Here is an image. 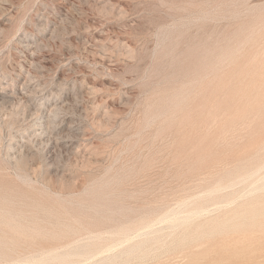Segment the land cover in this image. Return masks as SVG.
<instances>
[{
	"label": "rangeland",
	"instance_id": "1",
	"mask_svg": "<svg viewBox=\"0 0 264 264\" xmlns=\"http://www.w3.org/2000/svg\"><path fill=\"white\" fill-rule=\"evenodd\" d=\"M262 13L264 0H0V264H262Z\"/></svg>",
	"mask_w": 264,
	"mask_h": 264
},
{
	"label": "bare ground",
	"instance_id": "2",
	"mask_svg": "<svg viewBox=\"0 0 264 264\" xmlns=\"http://www.w3.org/2000/svg\"><path fill=\"white\" fill-rule=\"evenodd\" d=\"M226 2H227V1H226ZM191 6H192V5H191ZM191 6H190V7H191ZM194 6H195V5H194ZM194 6H192V7H194ZM196 7H197V6H196ZM231 7H232V6H231ZM233 8H234V7H233ZM213 10H214V9H213ZM234 10H235V8H234ZM238 10H239V9H238ZM211 11H212V10H211ZM230 11H231V10H230ZM250 12H251V11H250ZM226 14H227V12H226ZM262 14H264V13H262ZM254 18H256V17H254ZM262 18H264V17H262ZM262 18H261V19H262ZM250 19H251V18H250ZM261 19H259V21H260ZM251 20H252V19H251ZM253 20H254V19H253ZM201 21H202V25H204V24H203V23H204V22H203L204 20H201ZM249 21H250V20H249ZM249 21H247V23H249ZM261 21H262V20H261ZM261 21H260V23H262ZM250 22H253V23H254V21H250ZM207 23H208V22H207ZM247 23H246V24H247ZM244 24H245V23H244ZM249 24L251 25V23H249ZM254 24H255V23H254ZM257 24H259V22H258ZM263 24H264V23H263ZM247 25H248V24H247ZM247 25H246V26H247ZM252 25H253V24H252ZM260 25H261V24H260ZM184 26H185V25H184ZM204 26H206V25H204ZM243 26H244V25L242 24V27H243ZM248 26H249V25H248ZM248 26H247V27H248ZM254 26H255V25H254ZM182 27H183V26H182ZM172 28H173V27H172ZM238 28H239V27H238ZM238 28H237V29H238ZM170 29H171V28H170ZM241 29H242V28H241ZM246 29H247V28H246ZM256 29L258 30L257 27H256ZM173 30H174V29H173ZM216 30H217V29H216ZM216 30H215V31H216ZM238 30H239V29H238ZM244 30H245V28H244ZM249 30H250V29H249ZM181 31H182V30H181ZM203 31H204V30H203ZM213 31H214V30H213ZM246 31H247V30H246ZM260 31H261V30H260ZM262 31H264V30H262ZM165 32H166V31H165ZM174 32H175V31H174ZM216 32H217V31H216ZM250 32H252V31L250 30ZM172 33H173V32H172ZM181 33H182V32H181ZM214 33H215V32H214ZM236 33H238V31H237ZM240 33H241V32H240ZM243 33H244V32H243ZM243 33H241V34L244 36L245 33H244V34H243ZM183 34H184V33H183ZM233 34H234V33H233ZM233 34H232V36H233ZM247 34H248V33H247ZM254 34H255V33H254ZM254 34H253V35H254ZM175 35H176V34H175ZM209 35H210V34H209ZM209 35H208V36H209ZM242 35H240V36H242ZM245 35H246V34H245ZM259 35H261V34H259ZM263 35H264V33H263ZM263 35H262V37H263ZM172 36H174V35H172ZM183 36H184V35H183ZM208 36H205V37H208ZM217 36H219V33H218ZM217 36H216V38H217ZM232 36H231V37L228 36V37H230V39H231ZM234 36H235V34H234ZM234 36H233V37H234ZM175 37H176V36H175ZM178 37H179V35H178ZM214 37H215V36H214ZM244 37H245V36H244ZM252 37H253V36H252ZM254 37H255V36H254ZM260 37H261V36H259V38H260ZM169 38H170V37H169ZM192 38H193V37H192ZM236 38H237V37H236ZM238 38H239V36H238ZM238 38H237V39H238ZM255 38H257V36H256ZM259 38H258V39H259ZM214 39H215V38H214ZM227 39H228V38H227ZM227 39H226V40H227ZM240 39H241V38H240ZM252 39H253V38H252ZM179 40H180V38H179ZM187 40H188V39H187ZM195 40H196V39H195ZM207 40H208V39H207ZM215 40H216V39H215ZM215 40H214V41L212 40L213 43L215 42ZM228 40H229V39H228ZM233 40H234V39H233ZM241 40L243 41L244 38H242ZM171 41H172V40H171ZM184 41H185V40H184ZM212 41H211V43H212ZM222 41H223V39H222ZM238 41H239V40H238ZM251 41H252V40H251ZM259 41H260V39H259ZM259 41L255 40V43H258ZM177 42H178V41H177ZM187 42H188V41H187ZM233 42H235V41H233ZM236 42H237V40H236ZM169 43H170V42H169ZM182 43H183V42H182ZM184 43H185V42H184ZM226 43H227V42H225V43H223V44H226ZM239 43H240V42H239ZM166 44H167V43H166ZM178 44H179V43H178ZM186 44H187V43H186ZM188 44H189V43H188ZM202 44H203V43H202ZM232 44H234V43H232ZM253 44H254V43H253ZM253 44L251 45V43H250V46H255V44H254V45H253ZM216 45H217V44H216ZM220 45H221V44H220ZM180 46H181V45H180ZM206 46H207V45H206ZM221 46H222V45H221ZM230 46H231V45H230ZM237 46H238V45H237ZM184 47H186V46H184ZM214 47H216V46H214ZM223 47H224V46H223ZM226 47H227V46H226ZM234 47H235V45H234ZM234 47H233V48H234ZM178 48H179V46H178ZM201 48H202V47H201ZM243 48H244V47H243ZM247 48H248V50H249V46H248ZM250 48H252V47H250ZM175 49H176V48H175ZM175 49H174V50H175ZM186 49H187V48H186ZM186 49H185V50H186ZM220 49H221V48H220ZM222 49H225V48H222ZM231 49H232V48H231ZM245 49H246V47H245ZM179 50H180V49H179ZM226 50H227V49H225V51H226ZM180 51H181V50H180ZM191 51H192V50H191ZM191 51H189V52L191 53ZM203 51H204V50H203ZM219 51H220V50H219ZM219 51L217 50V52H215V53H219ZM245 51H247V50H245ZM163 52H164V51H163ZM185 52H186V51H185ZM189 52H188V53H189ZM199 52H200V51H199ZM201 52H202V51H201ZM204 52H205V51H204ZM206 52H207V51H206ZM206 52H205V53H206ZM242 52L244 53V51H241V53H242ZM215 53H214V55H216ZM248 53H249V52L247 51L246 54H248ZM193 54H194L195 56L197 55V54H195V53H193ZM244 54H245V53H244ZM246 54H245L244 56H243V54H242V55L240 54V55H238V56H243V57H245ZM253 55L255 56V54H253ZM183 56H184V54H183ZM187 56H188V55H187ZM210 56H211V55H210ZM188 57H190V56H188ZM198 57H199V56H198ZM230 57H231V56H230ZM230 57H228V58H230ZM243 57H241L240 59H238V61H239L238 63L241 62L240 60L244 59ZM252 57H253V56H252ZM182 58H183V57H182ZM226 58H227V57H226ZM233 58H234V57H233ZM250 58H251V56H250ZM250 58H249V59H250ZM187 59H188V58H187ZM231 59H232V58H231ZM247 59H248V58H247ZM247 59H246V60H247ZM251 59H252V58H251ZM253 59H254V57H253ZM253 59H252L251 61H253ZM189 60H190V59H189ZM193 60H195V58H194ZM197 60H199V59H197ZM187 61H188V60H187ZM191 61H192V60H191ZM191 61H190V62H191ZM225 61H226V60H225ZM235 61H236V60H235ZM247 61H248V64H249V61H250V60H247ZM260 61H261V60H260ZM253 62H254V61H253ZM253 62H252V63H253ZM185 63H186V62H185ZM238 63L236 64V66H238ZM241 63H242V62H241ZM173 64H174V62H173ZM187 64H188V62H187ZM194 64H196V63L194 62ZM243 64L245 65L244 62H243ZM246 64H247V63H246ZM248 64H247V65H248ZM171 65H172V64H171ZM183 65H185V64H183ZM259 65H260V64H259ZM198 66H199V65H198ZM236 66H235V67H236ZM254 66H255V65H254ZM262 66H264V65L262 64ZM262 66H259V68L262 67ZM169 67H171V66H169ZM181 67H182V66H181ZM233 67H234V65L232 66V69H233ZM239 67H240V65L237 67L238 69L236 68V69H234V70H236V71L239 70ZM244 67H246V66H244ZM251 67H252V66H251ZM224 68H226V66H224ZM169 69H170V68H169ZM182 69H183V68H182ZM226 69H227V68H226ZM230 69H231V66H230V68H229L228 70H230ZM232 69H231V70H232ZM241 69H244V68H242V66H241ZM246 69H247V67H246ZM250 69H251V68H250ZM252 69H254V70H256V71H261L260 69L258 70V68L255 69L254 67H253ZM180 70H181V69H180ZM228 70H227V74H228ZM234 70H232V72H233ZM244 70H245V69H244ZM244 70H243L242 72H244ZM247 70H248V69H247ZM247 70H246V72H248ZM181 71H182V70H181ZM222 71H223V70H222ZM224 71H225V70H224ZM262 71H264V70H262ZM232 72H231V73H232ZM239 72H240V71H239ZM242 72H241V73H242ZM231 73H230V74H231ZM234 73H235V72H233L231 75H233ZM236 73H238V71H237ZM236 73H235V75L237 76ZM227 74L225 75L226 78L228 77ZM243 74H244V73H243ZM251 74H253V73H249V75H251ZM256 74H257V72H256ZM256 74H254V75H256ZM217 75H218V73H217ZM235 75H233V76H235ZM238 75H240V74H238ZM242 76H244V75H242ZM191 77H192V76H191ZM222 77H223V76H222ZM244 77H245V76H244ZM244 77H243L242 79H244ZM214 78H215V77H214ZM234 78H235V77L230 78V76H229V79H231V81H232V79H234ZM240 78H241V76H240ZM186 79H187V78H186ZM227 79H228V78H227ZM227 79H225L226 82H224V79H223V82H224V83H223L222 81H220V82H222L223 85H224L225 83H226L225 85H228V83H231V84H232L233 82H236L235 79H234L233 82H231V81H229V80H228V81H229V82H228ZM184 80H185V79H184ZM194 80H195V79H194ZM211 80H213V79H211ZM237 80H238V79H237ZM216 81H218L217 77H216ZM216 81H215V82H216ZM207 82H209V79L207 80ZM207 82H206V83H207ZM183 83H184V82H183ZM201 83H203V80H202ZM210 83H211V82H210ZM213 83H214V82H213ZM213 83H212V84H213ZM216 83H217V82H216ZM198 84H199V83H198ZM220 84H221V83H220ZM231 84H230V85H231ZM193 85H195V84H193ZM202 85H204V84H202ZM225 85H224V86H225ZM232 85H233V84H232ZM234 85H237V84L234 83ZM234 85H233V86H234ZM210 86H211V84H210ZM210 86H209V87H208V86H207V87L204 86V89H203V90L201 89V90L204 91V92H206V91H205V87H206V88H207V91H209L208 88L210 89ZM228 86H229V85H228ZM175 87H176V86H175ZM190 87H191V86H190ZM211 87H212V86H211ZM220 87L222 88L220 91H222V90H224V89L227 88V87H226V88L224 87V89H223L222 86H220ZM231 87H232V86H231ZM261 87H263V86H261ZM196 89H197V88H196ZM211 89H212V88H211ZM211 89H210V91H211ZM215 89H216V88H215ZM227 89H229V87H228ZM201 90H200V92H202ZM218 90H219V89H218ZM218 90H217V93H215L214 91H213V92L217 95V94H219V92H220V91L218 92ZM192 91H193V90H192ZM210 91H209V93H210ZM237 91H238V90H237ZM204 92H202V93L204 94ZM238 92H239V91H238ZM202 93H201L200 95H201V96H204V98H206L205 96H207V95H202ZM211 93H212V92H211ZM189 94H190V93H189ZM195 94H196V93H195ZM207 94H208V93H207ZM198 95H199V94H198ZM198 95H194V97H195V96L197 97ZM200 95H199V96H200ZM213 96H214V95L212 94V96H211V97H212L211 100H213V98L216 97V96H214V97H213ZM191 97H192V96H191ZM191 97H190V98H191ZM198 98H199V97H197V99H198ZM216 98H218V96H217ZM209 99H210V98H209ZM188 100H189V99H188ZM188 100H186V102H188ZM198 100H199V99H198ZM198 100H197V101H198ZM202 100H204V99H202V97H201V101L199 100V102H202ZM206 100H207V99H206ZM211 100H209V103H211V105H210L209 103H207V104H209V106H212V101H211ZM217 100H218V99H216V101H217ZM193 101H194V100H193ZM210 101H211V102H210ZM214 101H215V98H214ZM190 102H191V101H190ZM195 102H196V101H195ZM195 102H194V103H195ZM192 103H193V102H191V105H194V104H192ZM196 103H197V102H196ZM213 103H214V102H213ZM189 104H190V103H189ZM207 104H206V106H208ZM153 105H154V104H153ZM180 105H181V104H180ZM195 105H196V104H195ZM195 105H194V106H195ZM186 106H187V105H186ZM188 106H189V105H188ZM198 106H200L199 103H198V105H197L196 107H198ZM209 106L207 107L208 110H209V108H210ZM177 108H178V107H177ZM180 108H181V107H180ZM193 108H194V107H193ZM150 109H152V108H150ZM184 109H185V107H184ZM196 109H197V108H196ZM207 109H206V110H207ZM179 110H180V109H179ZM194 110H195V108H194ZM212 110H213V109H212ZM180 111H181V110H180ZM180 111H179V112H180ZM196 111L198 112V110H196ZM204 111H205V110H204ZM210 111H211V109L209 110V112H210ZM197 112H196V113H197ZM207 112H208V111H206V113H207ZM200 113H201V112H200ZM192 114H194V113H192ZM179 115H180V114H179ZM194 115H196V114H194ZM198 116H199V113H198ZM175 117H176V116H175ZM192 117H193V116H191V118H189V120L192 119ZM195 117H197V115H196ZM202 117H203V116H202ZM178 118H179V117H178ZM203 118H204V117H203ZM193 119H194V118H193ZM193 119H192V120H193ZM195 119H196V118H195ZM177 120H178V119H177ZM150 121H151V120H150ZM190 121H191V120H190ZM194 121H195V120H194ZM186 122H187V121H186ZM187 124H188V123H187ZM171 128H173V127H170V129H171ZM167 131H168V130H167ZM163 134H164V133H163ZM195 139H196V138H195ZM193 141H194V140H192V142H193ZM195 141H196V140H195ZM195 141H194V142H195ZM199 141H200V140H199ZM189 142H190V141H189ZM186 143H187V142H186ZM197 143H198V141H197ZM201 143H202V142H201ZM184 144H185V143H184ZM188 144H189V143H188ZM194 144H196V143H194ZM194 144L192 145V149H193V147H195ZM198 144H199V143H198ZM201 145H202V144H201ZM201 145H198V146H201ZM196 146H197V145H196ZM203 147H204V146H203ZM198 148H199V147H198ZM198 148H197V149H198ZM258 149H259V148H258ZM188 150H189V149H188ZM195 150H196V149H195ZM206 150H208V149H206ZM209 150H210V149H209ZM204 151H205V150H204ZM192 152H193V151H192ZM185 153H186V152H185ZM209 153H210V151H209ZM188 154H189V151H188ZM203 154H204V153H203ZM203 154H202V155H203ZM202 155H201V156H202ZM203 157H204V156H203ZM201 158H202V157H201ZM262 167H263V166H262ZM259 169H260V168H259ZM261 169H262V168H261ZM261 169H260V170H261ZM253 173H254V172H253ZM255 174H256V173H255ZM248 175H249V174H248ZM253 175H254V174H253ZM253 175H252V176H253ZM246 176H247V175H246ZM262 177H263V176H262ZM250 178H251V177H250ZM241 179H242V178H241ZM242 180H243V179H242ZM262 180H263V179H262ZM239 181H240V180H239ZM263 182H264V180H263ZM263 182H262V184L260 183V185H263V184H264ZM257 183H259V182H257ZM257 183H256V184H257ZM227 185H228V184H227ZM230 185H232V184H230ZM257 186H258V185H257ZM229 187H230V186H229ZM258 187H259V186H258ZM258 187H257V188H258ZM249 188H250V187H249ZM251 188H252V187H251ZM255 188H256V187H255ZM46 189H47V188H46ZM258 189H260V188H258ZM262 189H264V186H263V188H261V190H262ZM220 190H221V189H220ZM254 190H257V189H253V190H251V192H253ZM211 191H212V190H211ZM217 191H218V190H217ZM263 191H264V190H263ZM214 192H215V191H214ZM251 192H250V193H251ZM254 192L257 193V191H254ZM259 192H260V191H259ZM259 192H258V193H259ZM250 193H249V194H250ZM253 195H254V194H253ZM251 196H252V195H251ZM262 198H263V197H262ZM238 199H239V198H238ZM240 199H241V198H240ZM95 202H96V201H95ZM233 202H234V201H233ZM118 204H120V203H118ZM122 204H123V203H122ZM256 204H258V203H256ZM184 205H185V204H184ZM259 205L262 206V207L264 208V204H263V205L259 204ZM182 206H183V205H182ZM120 207H121V206H120ZM122 207H123V206H122ZM126 207H127V206H126ZM255 207H256V206H255V204H254V205L250 206L249 208L247 207L246 210L243 209L244 211H243V212L241 211L242 213H241V216H240L239 218H240V219H242L243 217L246 218L245 215H246V214H247V215H248V214H251L252 212H255V213H256V210H258L259 207H258V208L256 207L257 209H255ZM118 208H119V207H118ZM124 208H125V207H124ZM230 208H231V207H230ZM263 208H262V210H263ZM180 209H181V208H180ZM180 209H179V210H180ZM40 210H41V209H40ZM262 210L260 211V208H259L260 213H263ZM42 211H43V210H42ZM259 211H258V213H259ZM168 212H169V211H168ZM171 212H172V211H171ZM173 212H175V211H173ZM176 212H177V211H176ZM239 212H240V211H239ZM37 213H39V211H38ZM43 213H44V212H43ZM182 213H183V212H182ZM196 213H197V211H196ZM237 213H238V212H237ZM40 214H41V213H40ZM178 214H179V213H176L177 216H178ZM191 214H195V213H192V212H191ZM198 214H199V213H198ZM28 215H29V214H28ZM127 215H128V214H127ZM163 215H164V214H163ZM167 215H169V214H167ZM172 215H173V214H172ZM172 215H171V218H175L176 220H178V219H177L178 217H176L175 215H174V216H172ZM189 215H190V214H189ZM186 216H187V215H186ZM190 216L193 217V220H196V219L194 218V217H196V216H193V215H190ZM201 216H202V215H201ZM254 216H255V215H254ZM260 216H263V215H260ZM249 217H250V215H249ZM258 217H259V216H258ZM49 218H50V217H49ZM162 218H163V217H161V219H162ZM167 218H168V217H167ZM171 218H170V219H171ZM184 218H185V216H184ZM184 218H183V219H184ZM189 218H190V217L188 216L187 224H188V221H190ZM245 218H244V221H245ZM261 218H262V217H261ZM165 219H166V218H165ZM170 219H168L169 222H168V221H165V220H164V221L170 223ZM186 219H187V218H186ZM240 219L238 220L239 223H240V221H242V220H240ZM262 219H263V218H262ZM262 219H261V221H262ZM25 220H26V219H25ZM159 220H160V219H159ZM166 220H167V219H166ZM172 220H173V219H171V222L173 223L175 220H174V221H172ZM191 220H192V219H191ZM246 220H248V219H246ZM249 220H250V219H249ZM10 221H11V222H10ZM10 221L7 222V224L13 223L14 219L11 218ZM35 221H36V220H35ZM61 221H62V220H61ZM164 221H163V222H164ZM182 221H183V220H182ZM182 221H181V222H182ZM238 221H237V222H238ZM261 221H260V222H261ZM40 222H42V221H40ZM56 222H57V221H56ZM68 222H69V221H68ZM258 222H259V221H258V219H257V223H258ZM53 223H54V222H53ZM172 223H171V224H172ZM192 223H193V222H192ZM235 223H236V222H235ZM243 223H244V222H243ZM250 223H251V220H250ZM250 223H249V224H250ZM257 223H256V224H257ZM160 224H161V223H160ZM173 224H174V223H173ZM189 224H190V223H189ZM240 224H242V223H240ZM246 224H247V221H246ZM253 224H254V223H253ZM253 224H250L248 227L246 226V227H247L246 229L251 231V229L254 227ZM178 225H179V224H178ZM183 225H185V224L183 223ZM251 225H252V228L249 229V227H251ZM260 225H262V224H261V223H260V224L258 223V224L255 225V226H260ZM0 226H1V225H0ZM56 226H57V225H56ZM65 226H66V225H65ZM181 226H182V224H181ZM223 226H224V225H223ZM191 227H192V226H191ZM241 227H242V226H241ZM153 228H154V227H153ZM239 228H240V227H239ZM254 228H256V227H254ZM254 228H253L252 230H254ZM68 229H69V228H68ZM235 229H236V228H235ZM242 229H244V228L242 227ZM242 229H241V233L238 232V233H240V234H239V235L236 234L235 236L238 235V237H242L243 235H241V234H242V233L244 234V231L242 232ZM257 229H259V228H257ZM110 230H111V229H110ZM230 230H231V229H230ZM237 230H238V229H237ZM247 230H246V232H248ZM82 231H83V230H82ZM239 231H240V230H239ZM258 231H259V230H258ZM1 232H2V231H1ZM60 232H61V231H60ZM114 232H115V231H114ZM117 232H118V231H117ZM2 233H3V232H2ZM5 233H6V230H5ZM7 233H8V232H7ZM58 233H59V232H58ZM62 233H63V232H62ZM248 233H249V232H248ZM255 233H257V231H255ZM147 234H148V233H147ZM233 234H234V233L231 234L232 237L234 236ZM250 234H251V233H250ZM131 235H132V234H131ZM231 235H230V233H229V235L227 234V236H226V235H225V236H226V237H228V236L231 237ZM240 235H241V236H240ZM253 235H254V234H253ZM255 235H258V234H255ZM255 235H254V236H255ZM263 235H264V234H263ZM5 236H7V235L5 234ZM212 236H213V234L211 235V237H212ZM214 236H216V235H214ZM214 236H213V237H214ZM222 236H223V235H222ZM225 236H223L222 238H224ZM10 237H11V235H10ZM92 237H93V236H92ZM132 237H133V236H132ZM220 237H221V236H220ZM226 237H225V238H226ZM252 237H253V236H252ZM11 238H13V236H12ZM14 238H15V237H14ZM126 238H127V237H126ZM234 238H235V237H234ZM234 238H233V239H234ZM249 238H250V237H249ZM256 238H257V237H256ZM3 239L6 240V239H9V238L0 236V240H3ZM15 239H16V238H15ZM130 239H131V238H130ZM226 239H227V238H226ZM226 239H224V240L226 241ZM236 239H237V238H236ZM238 239H239V238H238ZM240 239H241V238H240ZM245 239H246V238H245ZM250 239H251V238H250ZM257 239H258V238H257ZM10 240H11V239H10ZM91 240H93V239H91ZM12 241H13V240H12ZM16 241H17V239L15 240V242H16ZM76 241H77V240H75V242H76ZM128 241H129V240H128ZM222 241H223V240H222ZM222 241H221L220 243H224V242H222ZM230 241H231V240H230ZM246 241H247V240H246ZM250 241H251V240H250ZM259 241H261V240H259ZM263 241H264V240H263ZM17 242H19V240H18ZM79 242H80V241H79ZM125 242H126V241H125ZM197 242H198V241H197ZM220 243H219V244H220ZM227 243H228V242H227ZM230 243H231V242H230ZM230 243H229V248L232 247L231 245L234 246V245L236 244L235 241H234V244L232 243V244L230 245ZM4 244H5V243H4ZM14 244H15V243H14ZM18 244H20V242H19ZM76 244H77V243H76ZM237 244H238V243H237ZM237 244H236V245H237ZM244 244H245V243H244ZM247 244H248V242H247ZM250 244H252V243H250ZM250 244H249V245H250ZM253 244H255V243H253ZM257 244H258V243H257ZM262 244L264 245V243H262ZM70 245H71V244H70ZM120 245H121V244H120ZM216 245H217V244H216ZM226 245H227V244H226ZM226 245L223 244V246H222V245H220V246L218 245V246H219V247L222 246V248H224V246L226 247ZM236 245H235V247L238 246V245H237V246H236ZM239 245H240V244H239ZM249 245H248V246H249ZM255 245H256V244H255ZM7 246H8V245H7ZM188 246H189V245H188ZM243 246H245V245H243ZM250 246H251V245H250ZM250 246H249V247H250ZM261 246H262V245L260 244V248H261ZM22 247H23V246H22ZM216 247H217V246H216ZM219 247H218V248H219ZM227 247H228V246H227ZM239 247H240V246H239ZM249 247H247V248H249ZM108 248H109V247H108ZM222 248H221V250H222ZM232 248H233V247H232ZM251 248H252V247H251ZM262 248L264 249V247H262ZM11 249H12V248H11ZM200 249H201V248H200ZM214 249H216V248L214 247ZM224 249H225V248H224ZM239 249H240L239 251H241V248H239ZM243 249H244V248H243ZM106 250H107V249H106ZM212 250H213V248L211 249L210 253L213 252ZM219 250H220V248L217 249V251H219ZM221 250H220V251H221ZM236 250L238 251V248L235 249V251H236ZM245 250H246V249H245ZM245 250H242L243 252H242V251H241V252H242L243 254H244V252H245L246 254H249V253H247L248 251L246 250V251H247V252H246ZM249 250H250V248H249ZM257 250H258V248H257ZM257 250L254 252V253H255L254 255H257V253H256ZM260 250H261V249H260ZM103 251H104V250H103ZM222 251H224V250H222ZM226 251H227V250H226ZM231 251H233V255H234V250L231 249ZM231 251H230V252L227 251V253H226V252H222L223 256L225 255L224 253H226V255L229 254V255H228L229 257L225 255L226 257H224V258H227V257H228V260H229L230 262H231L230 259L233 257V255L231 254ZM52 252H53V251H52ZM106 252H107V251H106ZM241 252H240V253H241ZM258 252H259V251H258ZM260 252H261V251H260ZM260 252H259L258 254H260ZM18 253H19V252H18ZM102 253H103V252H102ZM216 253H217V252H216ZM218 253H219V254H217V257H216V258H218L219 255H220L219 257H221V255H222V254H220V252H218ZM235 253L237 254V257H236V258H239V257H238V253H239V252H235ZM251 253H252V252H251ZM98 254L100 255L101 253H98ZM230 254H231V258H230ZM246 254H245L246 258H250V256H252L251 254H249V255H246ZM252 254H253V253H252ZM262 254H263V253H262ZM262 254H260V255H262ZM99 255H98V256H99ZM205 255H206V254H205ZM260 255H259V257H261ZM263 255H264V254H263ZM1 256H2V257H3V256H6V254H1ZM51 256H53V255H51ZM206 256H207V255H206ZM245 256H244V257H245ZM248 256H249V257H248ZM46 257H47V255H46ZM94 257H95V256H94ZM94 257H93V258H94ZM96 257H97V256H96ZM240 257H241V256H240ZM257 257H258V255H257ZM257 257H256V258H257ZM52 258L54 259V257H52ZM216 258H215V259H216ZM233 258H235V256H234ZM233 258H232V259H233ZM236 258H235V259H236ZM241 258H242V260H243V256H242ZM246 258H245V259H246ZM262 258H263V257H262ZM91 259H92V258H91ZM195 259H197V258H195ZM250 259H251V258H250ZM258 259H259V258H258ZM48 260H49V259H48ZM50 260H52V259H50ZM59 260H60V259H59ZM200 260H201V259H200ZM200 260H199L198 262H200ZM220 260H227V259L220 258ZM248 260H249V259H248ZM260 260H261V259H260ZM260 260H259V261H260ZM61 261H62V260H61ZM87 261H88V260H87ZM206 261H207V260H206ZM217 261H218V260H217ZM233 261H234V260H233ZM235 261L238 262V260H235ZM250 261H251V260H250ZM252 261H253V260H252ZM255 261H256V262H254V263L257 264L258 261H257V260H255ZM34 262H35V261H34ZM36 262H37V261H36ZM45 262H46V261H45ZM56 262H57V261H56ZM85 262H86V261H85ZM88 262H89V261H88ZM103 262H104V261H103ZM207 262H208V261H207ZM218 262H219V261H218ZM25 263H26V262H25ZM47 263H48V262H47ZM232 263H233V262H232ZM235 263H236V262H235ZM239 263H240V261H239ZM246 263H247V264H248V263L250 264V263H253V262L246 261ZM23 264H24V263H23ZM193 264H194V263H193ZM197 264H198V263H197ZM201 264H203V263H201ZM210 264H211V263H210ZM225 264H226V263H225ZM227 264H228V263H227ZM230 264H231V263H230ZM233 264H234V263H233ZM241 264H243V263H241ZM258 264H259V263H258ZM262 264H264V262H263Z\"/></svg>",
	"mask_w": 264,
	"mask_h": 264
}]
</instances>
